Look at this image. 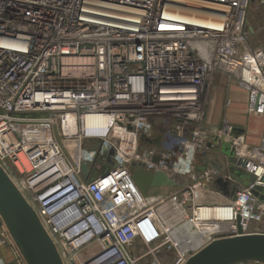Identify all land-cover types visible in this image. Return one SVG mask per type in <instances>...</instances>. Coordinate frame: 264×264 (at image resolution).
<instances>
[{"label":"built area","instance_id":"built-area-1","mask_svg":"<svg viewBox=\"0 0 264 264\" xmlns=\"http://www.w3.org/2000/svg\"><path fill=\"white\" fill-rule=\"evenodd\" d=\"M249 1L0 0V165L22 164L43 217L73 205L49 224L75 264H136L127 248L137 239L157 253L175 247L176 264H185L216 237H238L239 229L261 233L250 227L264 220V202L252 193L264 187V140L251 147L227 120L207 123L218 75L247 89L248 113L264 116V46H251ZM66 141L105 162L108 173L85 198L76 191L49 208V195L64 186L74 190L61 179L58 161L67 159ZM226 141L255 181L228 204L189 207L192 223L224 229L204 232L186 253L170 239L177 211L186 212L197 184L223 177L208 159ZM32 149L42 161L29 157L24 165L20 155ZM135 168L190 183L164 187L176 189L168 197H144ZM71 179L83 183L76 174ZM163 208L168 215L160 214ZM202 208L226 216L199 220ZM91 245L113 247L81 262L78 252Z\"/></svg>","mask_w":264,"mask_h":264},{"label":"water","instance_id":"water-1","mask_svg":"<svg viewBox=\"0 0 264 264\" xmlns=\"http://www.w3.org/2000/svg\"><path fill=\"white\" fill-rule=\"evenodd\" d=\"M236 135L242 130L234 128ZM223 152L230 163V178H218L216 184L223 188L230 196L228 190L232 180L238 181L242 175L249 176L248 188L255 178L242 168L244 163L237 162L231 150L230 141H226ZM156 161V160H155ZM205 168H202L204 170ZM86 167H83V172ZM108 169L103 168L101 174H107ZM98 173L92 177L97 180ZM133 180L144 197H148L151 189L163 187H181L190 183L188 177L179 178L170 173L158 171L150 173L143 168H136ZM253 195L264 202V187L255 186ZM233 200L236 197L233 196ZM0 216L2 217L9 233L19 248L27 264H64L63 260L47 231L43 227L34 209L17 188L13 180L0 165ZM240 236H219L213 241L201 245L195 254H192L185 264H241L254 262L264 264V234L251 233L244 235L239 229ZM188 249L182 251L188 253Z\"/></svg>","mask_w":264,"mask_h":264},{"label":"rangeland","instance_id":"rangeland-1","mask_svg":"<svg viewBox=\"0 0 264 264\" xmlns=\"http://www.w3.org/2000/svg\"><path fill=\"white\" fill-rule=\"evenodd\" d=\"M264 2V0H250L249 1V5L246 11V29L250 30L251 26L253 25V20L254 17L253 15H255V13H257V8H261L262 10H264V5H262V3ZM255 22V20H254ZM256 31V30H255ZM264 31V29H263ZM257 32H261L259 29L257 30ZM264 33V32H263ZM261 33V34H263ZM251 40H253L251 38ZM233 97L234 100H238L239 101V96L237 93V91H233ZM235 102V101H234ZM90 147H92L91 145H88ZM63 148H64V152L66 154V157L69 161H71L72 166L77 167V172L79 174H81L83 167H86V173H84L83 178H84V184H87V180L92 177V174L94 172V167L95 165H97V163H99L98 165H104L105 162H97L98 159L93 157L92 153H87L88 156H83V154H81V151L79 150V147L76 146L75 143L71 142V141H66L63 143ZM84 149H82L83 151ZM95 158V159H93ZM200 157L198 158V162H200ZM5 166H4V170L7 172V174L10 176V178L13 180V182L15 183V185L17 186V188H21L19 189L20 192L23 194V196L25 197V199L28 201V203L31 205V207L34 209V211L39 214L38 216H40L41 218V223L42 225H45L46 228L48 229V232L50 234L51 239L53 240V242L56 243L57 245V249L59 250L60 256L64 257L65 259L63 260V262L65 264H75L76 261L73 258L72 254H69L68 252L63 251V246L60 243V236L58 234H54L53 230L50 228V224L49 222L51 220H54V218H47V217H43L42 216V204H40V202L38 201V197H36V195L34 194V190H30V188L26 187V184L29 186L31 184V182L29 180H27V174L26 172H24V174L20 171V169L17 167L16 164H14L13 160H9L7 159L5 161ZM89 167H91V169L89 170ZM136 169V168H135ZM25 175V176H24ZM72 180V179H71ZM73 180L78 184L77 179H74L73 176ZM80 180V179H79ZM26 181V182H25ZM81 181V180H80ZM83 181V179H82ZM20 183L21 185H19L18 187V183ZM66 183H70V181H65ZM197 184V183H196ZM197 189L195 190V194L199 193V191H201L202 193L204 192V190L202 189L201 184H197ZM80 186V185H78ZM27 188V191L25 190ZM176 189H172L169 188L167 190H157V189H151V196H166L168 197L170 194H172ZM193 194L191 196V198H193V196L195 195ZM182 195V194H181ZM181 195L179 196L178 200H181ZM39 196V195H38ZM44 196H41L40 198H42ZM190 198V199H191ZM188 200L186 202V204L184 205L185 209H186V213L188 214L189 217H192L193 215V210L190 209L189 205L191 204V200ZM206 207V206H204ZM40 220V219H39ZM261 225L264 226V220L262 223L259 224H253L250 227V231L251 232H256V231H262L264 233V228L261 227ZM44 227V226H43ZM46 230V229H45ZM113 246L112 245H107L106 248L102 249L99 248L97 245H91L81 251L78 252V257L79 260L81 262L87 261L90 257H92L91 255H94L96 253H103L105 250H109L111 249ZM127 251L129 252V254H131V259L132 261H134L136 264H176L177 261V249L174 248H169V249H165V250H161L160 252H153L154 249L151 247H147L145 246L141 240L137 239L135 240L132 244H130L127 248ZM19 256L21 258L22 254L19 250V248L17 247L16 243L14 242L11 234L9 233L2 217L0 216V264H27L26 261L24 259L19 258ZM241 264H256L254 262H247V263H241Z\"/></svg>","mask_w":264,"mask_h":264},{"label":"crops","instance_id":"crops-1","mask_svg":"<svg viewBox=\"0 0 264 264\" xmlns=\"http://www.w3.org/2000/svg\"><path fill=\"white\" fill-rule=\"evenodd\" d=\"M262 5H264V3H262ZM253 17L255 22L253 20V25L250 27L253 40H251L250 43L253 49H259L264 46V10L257 8V13H255ZM258 29L261 31L260 33L257 32ZM233 91H237L236 94L239 96V101L234 100ZM228 100L230 101L229 105H227ZM248 100L249 92L247 89L232 85L229 78L225 75H218L214 84L207 123L210 125H220L224 120H227L234 128L242 130V135H244L248 146L259 147L263 144L264 140V116L249 114L247 109ZM208 160L209 167L217 168L223 176L222 178L231 179L229 173L230 163L228 161V157L223 152V148L216 154L210 155ZM202 172H204V170ZM249 179V176L245 174L239 177L240 182L232 180L228 190L230 196L225 193L223 188L216 184L217 179L206 180L202 182L201 185L204 190L203 194L193 193L195 195L190 199L191 204L189 206L212 207L215 205L228 204L233 201V196H235V193L238 190L246 188V185L250 181ZM157 190H167V188L163 187ZM204 225L207 224H202L200 229H202ZM261 227L264 228L263 225H261ZM222 229H224V227L216 230L211 229L210 231H207V233H213L214 231ZM201 231L203 232V230ZM259 232L263 233L262 231Z\"/></svg>","mask_w":264,"mask_h":264},{"label":"bare ground","instance_id":"bare-ground-1","mask_svg":"<svg viewBox=\"0 0 264 264\" xmlns=\"http://www.w3.org/2000/svg\"><path fill=\"white\" fill-rule=\"evenodd\" d=\"M29 157L32 158L36 162L42 161V155L39 152H37L36 150L32 149L27 153V156L26 155H20V158H21L24 165H28ZM58 161L61 164V171H62L61 179L65 180V181L70 180L71 184L74 186V190L73 191L72 190L67 191V186H64V187H62L61 190H58V191L54 192L53 194L49 195L46 198V200L49 201V204H48L49 208L54 207L57 203H59L61 201V199L65 198L69 195H72L76 191L79 192L84 198L90 193L89 192V190H91V189H89L90 186H92L93 190L96 191L99 188L96 186V184L99 183L100 179L102 180L103 176L106 175V174H101L102 169L103 168L108 169L107 166L98 165L99 163H97V165H95V167H94V172L92 174V177L95 173H98L99 174L98 179L95 180L96 181L95 182V181H92V177H90L86 182L87 184H84L85 181H84L83 175L86 172H83V170H82L81 174H79L80 172L79 173L77 172L78 168L72 166L71 161H69L68 159H62L61 157H58ZM18 167H19L20 171L24 174L25 170L23 169V166L21 163L18 164ZM90 169H91V167H89V170ZM28 171L29 172L32 171L31 167L29 168ZM73 174H76L78 176V178L81 180V182H83L80 186H78L74 181L71 180V176ZM82 179H83V181H82ZM19 185H21V184L18 183V187H19ZM26 187L30 188V190H31V187H29L27 184H26ZM35 187H37L39 190L40 184L35 185ZM27 188L25 189L26 191H27ZM18 189H21V188H18ZM199 193L203 194V193H201V191H199ZM59 195H61V196L58 197ZM70 207H73V205H67L66 207L59 210L57 213H55L53 216H51V218L58 217L57 220H59L60 218H62L65 211ZM43 210H45V208ZM167 210H168L167 208L161 209L160 214L163 216L168 215ZM173 210L174 209H172L171 211H173ZM36 214H37V216L39 215L37 213V211H36ZM224 216H226L225 212H222L220 210H212V209H208V208L207 209L202 208L200 211H197V217L199 220L214 219V218H219V217H224ZM38 217L41 221L40 216H38ZM177 219L180 221V223H178L179 227H178V229H176V231H174L172 233V235L170 236V239H171L172 243H175V245L181 249H190V248L198 247V245H200V243H201V234H204V232L207 233V231H210L211 229L216 230V229H220V228L224 227V225L221 226V225L212 224V223H203V224H207V225H204L203 228L200 229V227H201L200 224L202 222H199L197 224L192 223V221L190 220V218L188 217L186 212H184L180 209L177 211ZM172 224H175V223H172ZM50 228L53 230L54 234H57L55 231V229H57V227L53 224V222H51ZM68 229H70V227H66L64 230H62V232L67 231ZM46 230L48 231L47 228H46ZM201 230H203V232ZM60 243L62 244L64 249L67 248V246L65 245V242L60 240ZM62 258L65 259L63 256H62Z\"/></svg>","mask_w":264,"mask_h":264}]
</instances>
